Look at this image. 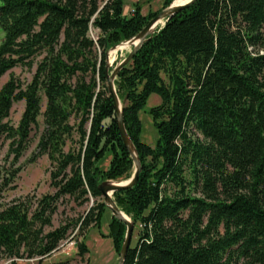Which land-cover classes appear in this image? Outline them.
<instances>
[{
    "label": "trees",
    "instance_id": "obj_1",
    "mask_svg": "<svg viewBox=\"0 0 264 264\" xmlns=\"http://www.w3.org/2000/svg\"><path fill=\"white\" fill-rule=\"evenodd\" d=\"M160 11L144 15L136 3L128 16L124 0H0V78L46 53L26 88L11 78L0 89V132L26 141L43 91L39 148L56 165L54 194L35 208L18 200L0 208V261L43 264L73 226L80 233L100 226L107 209L102 182L133 175L107 87L108 51ZM115 84L142 164L137 183L114 193L139 229L124 264H264V0H196L144 42ZM153 93L162 100L150 109L154 147L142 139L140 118ZM21 100L26 107L14 129L3 120ZM72 115L79 143L66 152ZM64 196L95 202L74 225L46 232ZM109 229L120 254L127 224L113 216ZM79 248L88 251L83 242Z\"/></svg>",
    "mask_w": 264,
    "mask_h": 264
},
{
    "label": "rangeland",
    "instance_id": "obj_2",
    "mask_svg": "<svg viewBox=\"0 0 264 264\" xmlns=\"http://www.w3.org/2000/svg\"><path fill=\"white\" fill-rule=\"evenodd\" d=\"M165 0H124V14L130 15L133 12L136 3L141 4L142 13L148 15L163 9ZM89 35L94 40L97 39L99 31L91 25ZM5 33L0 28V45L4 39ZM131 46L122 47L112 51L108 55V64L114 68L119 60H123ZM46 53L38 52L30 60V65H21L8 71L0 78V89L11 78L22 88H26L33 80L39 63L44 59ZM162 77L166 84L170 85L168 75L162 72ZM41 102V114L37 123L33 125L26 141H20V136L11 137L9 133L0 132V208L18 200L26 205H32L35 208L37 200L47 194H54L55 187L52 185V170L56 169L55 163L49 154L42 153L39 148V140L46 130L43 113L46 110L47 101L43 94ZM161 98L158 94L153 93L148 99L144 110L140 112V118L143 125L142 139L152 147L155 146L158 139V133L154 126L150 109L161 104ZM26 102L24 100L16 101L10 111V116L3 120L8 126L17 129L25 110ZM79 119L72 115L69 123L72 126V135L66 137V152L78 148L77 125ZM108 161L103 164L107 168ZM135 168V166H134ZM127 179L125 176L115 179L116 182H123ZM104 200V197H100ZM95 199L89 196L88 199L75 200L73 197L64 196L58 202L57 211L53 215L51 227H46V232L54 230L64 224H75L83 218L89 208L93 206ZM112 211L107 208L104 212L100 226L92 224L82 233L78 226H73L66 239L61 241L58 248L50 255L43 259V264H56L59 262H68L69 264H118L119 253L116 251L113 240L108 236L109 225L112 220ZM139 229H134L131 245L137 243ZM83 242L88 251L81 254L79 243ZM12 260L3 257L0 264H11ZM16 264H37L38 259L18 258Z\"/></svg>",
    "mask_w": 264,
    "mask_h": 264
},
{
    "label": "water",
    "instance_id": "obj_3",
    "mask_svg": "<svg viewBox=\"0 0 264 264\" xmlns=\"http://www.w3.org/2000/svg\"><path fill=\"white\" fill-rule=\"evenodd\" d=\"M195 1L196 0H189L186 3L178 4L177 0H174L169 6L163 8L155 17L150 19L148 24L136 36H134L129 40L121 42L120 44L112 47L108 51V55H109L110 52L122 48L123 46L126 45H131V47L133 46V49L129 51L128 55L123 60H121L111 72H109V68H110L109 64L107 66V87L109 94L114 100L120 134L125 146L127 147V149L131 154V158L135 166V171L131 176V178H129L128 180L123 182L106 180L102 182L99 186V190L102 196L104 197V203L106 204L107 208H109L112 211L113 216L124 221L127 224L126 237L123 247L119 254L118 264H124L125 262V258L130 248L133 237L134 223L131 220V218L118 207L114 199V193L121 189L133 187L137 183L139 175L142 171V164L138 152L126 130V126L124 122V114H123L124 104L118 95L115 81L118 77L119 72L132 61L134 55L142 47L144 42H146L149 38H151V36L159 27H163L165 25V22L169 18H171L174 14L178 13L180 10L187 8Z\"/></svg>",
    "mask_w": 264,
    "mask_h": 264
},
{
    "label": "bare ground",
    "instance_id": "obj_4",
    "mask_svg": "<svg viewBox=\"0 0 264 264\" xmlns=\"http://www.w3.org/2000/svg\"><path fill=\"white\" fill-rule=\"evenodd\" d=\"M189 0H177V3L178 4H183V3H186L188 2ZM126 46H131V45H126ZM126 46H123V47H126ZM135 151V150H134Z\"/></svg>",
    "mask_w": 264,
    "mask_h": 264
}]
</instances>
